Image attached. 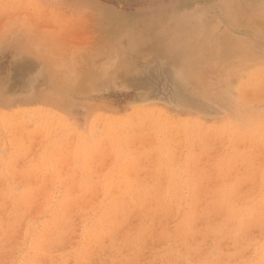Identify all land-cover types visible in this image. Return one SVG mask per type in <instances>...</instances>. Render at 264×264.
I'll return each instance as SVG.
<instances>
[{
  "label": "rangeland",
  "instance_id": "374dc122",
  "mask_svg": "<svg viewBox=\"0 0 264 264\" xmlns=\"http://www.w3.org/2000/svg\"><path fill=\"white\" fill-rule=\"evenodd\" d=\"M0 264H264V0H0Z\"/></svg>",
  "mask_w": 264,
  "mask_h": 264
}]
</instances>
